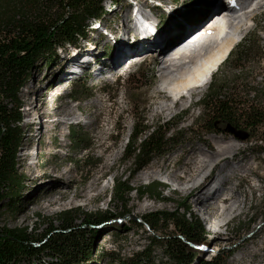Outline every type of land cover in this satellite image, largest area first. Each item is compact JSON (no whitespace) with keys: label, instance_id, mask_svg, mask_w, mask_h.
Masks as SVG:
<instances>
[{"label":"rangeland","instance_id":"obj_1","mask_svg":"<svg viewBox=\"0 0 264 264\" xmlns=\"http://www.w3.org/2000/svg\"><path fill=\"white\" fill-rule=\"evenodd\" d=\"M252 1L239 12L241 16L253 11L251 21L241 27L243 36L263 17L264 0ZM205 2H210L207 13L225 3L221 0H103L104 14L92 20L86 32L90 42L81 37L76 49L66 45L57 50L51 63L43 59L35 63L20 90L22 136L17 167L23 181L15 205L11 200L0 203V226H28V231L38 237L49 226L59 228V222L54 219L61 210L77 206L84 213L111 209L117 218L98 228L85 229L96 230L97 235L89 242L95 254L84 264H107V259L100 256L102 252L115 250L128 256L149 242L153 232L147 227L138 228L135 220L151 211L174 210L176 202L190 205L209 233L207 227L211 222L227 213L224 212L226 205L223 207L214 200L211 204H200L197 197L217 177L227 186L220 199L235 195L228 203L229 218L203 242L188 241L189 249L204 259L218 251L224 257L226 250H232L225 264H264V163L261 161L264 154L250 149L251 142L246 144L231 136L213 133L204 134L201 141L197 133L192 134L131 179L133 187L153 181L164 183L168 187L160 190L165 200L149 195L138 198L132 191L126 205L115 206L109 201L114 178H127L132 168L130 161H123L122 156L134 117L143 112L146 123L153 125L171 120L186 110L178 120V128L185 129L199 115L198 100L210 82L173 99L161 87L163 74L159 76L158 71H152V64L157 62L156 51H162L195 28L196 24L186 22V15ZM138 8L151 21L137 15ZM134 15L143 27L153 28L150 34L154 39L149 41L156 44L143 47L140 41L144 40L145 33L138 31ZM259 35L264 44V31ZM121 43L125 46L121 47L122 51L119 50ZM136 54L141 55L142 62L120 75V63ZM216 70L215 74L219 72ZM256 79L260 80L261 76L257 75ZM89 91L92 95L85 98L84 93ZM73 94L78 102L71 100ZM69 130L77 131L81 141H72ZM85 139L90 144L87 149H83ZM227 146L230 148L224 153L216 154ZM202 158L207 160L204 166L200 164ZM127 209L130 214L120 217ZM153 254L155 259L166 261L161 259L158 248H154ZM44 259L51 261L48 256Z\"/></svg>","mask_w":264,"mask_h":264},{"label":"trees","instance_id":"obj_2","mask_svg":"<svg viewBox=\"0 0 264 264\" xmlns=\"http://www.w3.org/2000/svg\"><path fill=\"white\" fill-rule=\"evenodd\" d=\"M102 3L103 0H0V203L11 200L15 205L23 181L17 167L22 136L20 90L30 70L42 59L51 63L57 50L66 45L76 49L78 39L87 38L91 21L104 14ZM200 6L187 13V23H198L210 2ZM260 31H264V11L252 31L244 34L218 66V76L212 73L207 90L198 100L200 112L192 126L178 128V120L186 110L171 120L157 121L153 125L146 123L143 112L134 117L122 156L123 161H130L132 168L127 178H114L109 201L115 206L126 205L132 191L138 198L149 195L165 200L160 190V187H168L164 183L153 181L133 187L131 179L152 160L169 154L192 134L197 133L201 141L204 134L231 136L246 144L251 142L250 149L264 154V44ZM86 40L90 42L89 38ZM257 75L261 76L260 80L256 79ZM91 95L89 91L83 96ZM70 97L77 98L75 94ZM69 131L72 141H81L77 131ZM89 146L85 139L83 149ZM261 161L264 163V157ZM79 210V206L61 210L54 219L59 222V228L49 226L38 237L28 231V226L1 225L0 264L24 261L84 264L95 254L89 242L97 235L96 230L85 229L98 228L118 215L107 208L85 213ZM120 214V217L127 216L130 210ZM81 217V223L76 224ZM134 223L138 228L147 227L153 232L148 237L149 242L128 256L115 250L102 252L100 256L107 259V264H225L233 253L226 250L221 257L218 251L204 259L189 249L188 241L203 242L211 232L205 231L200 217L184 202H176L174 210L148 212ZM162 231L165 233L158 234ZM154 248L160 250L165 262L155 259ZM46 256L51 261H45Z\"/></svg>","mask_w":264,"mask_h":264},{"label":"bare ground","instance_id":"obj_3","mask_svg":"<svg viewBox=\"0 0 264 264\" xmlns=\"http://www.w3.org/2000/svg\"><path fill=\"white\" fill-rule=\"evenodd\" d=\"M223 1L225 3L220 4L216 9H218L219 7H225V10L230 11L229 15L231 18L227 19L226 16H219V13H216V15H214V17L211 18L208 22L209 24L205 25L204 29L201 30V32L196 34L194 37L190 36V39H187L183 45H179L178 47H176V49H174V51L171 53V56H173V58L169 59V61L171 62L169 64H172V62L174 61L180 62L181 64H179L178 67L169 68V71L161 72L163 74L161 76V87L165 91H167V93L170 94L173 99H176L177 96L179 97L180 94H186L188 92H191L190 90L193 89V87L201 88L206 86L210 82L211 75L214 70L217 69L218 66L222 63V61L226 58L234 43L242 34L240 32L241 27L247 26L248 23L251 21L253 11L249 12L250 14L248 13L246 15L241 16L239 15V12L249 7V5H251V2H253L252 0L244 1L243 5L240 8L234 5H230L225 0H221V2ZM214 4H216V2H214ZM141 5H139V7ZM136 11L137 15H140L141 17L143 16L145 18H143L144 20L151 21L149 18L141 14L142 12L139 8L135 10V12ZM137 18L138 16L134 15L133 20L136 23L135 26L137 27L140 33H145L144 35L142 34V36H144V40L140 41L143 47L150 46L151 44H156V42H153V40L149 41L153 38L150 34V30L143 27L141 20H138ZM152 22L154 23V21ZM179 44H181V42ZM120 45L122 46H119V50L121 49V47H125L122 43ZM163 50L156 51L157 56L155 58H157V60ZM124 55L125 53H123V56ZM139 56L141 55L133 56L135 58H131L134 59L133 61L139 62L141 60V57ZM184 57L185 59L183 61ZM131 62L129 64H131ZM169 73L171 74L169 75ZM60 84L62 83H55L53 87H57V85ZM57 90L58 89L56 88L54 92H57ZM229 148L230 146L223 147L221 148L222 151L219 150L221 152L217 151L216 154L224 153ZM199 153L201 155H204L205 158L210 159L207 154H203L202 152ZM221 159L225 160L227 159V157H223ZM206 161V159L202 158L200 164L204 166ZM226 188L227 186L225 187V185L223 184V179L219 180L216 177L213 178L212 181L207 185L203 195L197 197V201L200 204H211V201L214 200L215 202L220 203L223 207L224 205H226L224 207V212L226 211L227 213L223 216H220L218 219H216V221H213L210 224V227L213 229L219 227L220 224L226 221L230 215V205L228 203L234 200L235 195L231 194L221 200L220 198L223 194H225L224 192ZM230 188L231 187H229L228 190H231Z\"/></svg>","mask_w":264,"mask_h":264},{"label":"water","instance_id":"obj_4","mask_svg":"<svg viewBox=\"0 0 264 264\" xmlns=\"http://www.w3.org/2000/svg\"><path fill=\"white\" fill-rule=\"evenodd\" d=\"M190 36V35H189ZM187 38V37H186Z\"/></svg>","mask_w":264,"mask_h":264}]
</instances>
